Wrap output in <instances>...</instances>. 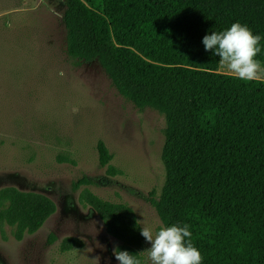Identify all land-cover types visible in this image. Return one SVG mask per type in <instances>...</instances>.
I'll list each match as a JSON object with an SVG mask.
<instances>
[{
    "label": "trees",
    "instance_id": "trees-1",
    "mask_svg": "<svg viewBox=\"0 0 264 264\" xmlns=\"http://www.w3.org/2000/svg\"><path fill=\"white\" fill-rule=\"evenodd\" d=\"M67 55L99 62L121 96L165 119V182L150 203L164 226L188 224L202 264H264V80L220 72L203 38L233 23L260 35L264 66V0H64ZM101 167L118 173L104 142ZM80 180L75 188L90 185ZM81 202L102 220L121 251L147 241L135 211L86 190ZM57 212L46 195L0 190V229L21 241ZM51 242L55 237H51ZM83 247L66 238L63 253ZM142 264L143 255L138 257Z\"/></svg>",
    "mask_w": 264,
    "mask_h": 264
},
{
    "label": "rangeland",
    "instance_id": "rangeland-1",
    "mask_svg": "<svg viewBox=\"0 0 264 264\" xmlns=\"http://www.w3.org/2000/svg\"><path fill=\"white\" fill-rule=\"evenodd\" d=\"M64 12V0H0V190L40 193L57 205L43 228L21 241L15 229H0V264H119L113 248L121 243L81 202L86 190L128 205L138 221L164 226L150 194L159 195L165 182V119L121 96L99 62L67 55ZM220 72L234 75L222 65ZM100 141L114 175L100 165ZM84 178L91 184L76 189ZM69 237L83 247L63 253ZM143 257L151 264L146 251Z\"/></svg>",
    "mask_w": 264,
    "mask_h": 264
},
{
    "label": "clouds",
    "instance_id": "clouds-1",
    "mask_svg": "<svg viewBox=\"0 0 264 264\" xmlns=\"http://www.w3.org/2000/svg\"><path fill=\"white\" fill-rule=\"evenodd\" d=\"M261 39L247 25L237 22L224 31L206 35L202 42L206 51L215 50L214 55L220 58L219 63L236 78L250 82L264 80V67L257 59L261 52ZM137 223H143L141 235L151 244L145 250L151 264H202V254L193 244L188 224L161 225L157 229L144 220ZM145 251L134 255L114 246L113 255L119 264H142L138 257Z\"/></svg>",
    "mask_w": 264,
    "mask_h": 264
},
{
    "label": "crops",
    "instance_id": "crops-1",
    "mask_svg": "<svg viewBox=\"0 0 264 264\" xmlns=\"http://www.w3.org/2000/svg\"><path fill=\"white\" fill-rule=\"evenodd\" d=\"M40 1V0H39ZM26 4V2H24Z\"/></svg>",
    "mask_w": 264,
    "mask_h": 264
}]
</instances>
